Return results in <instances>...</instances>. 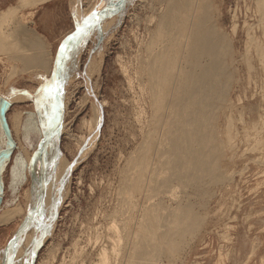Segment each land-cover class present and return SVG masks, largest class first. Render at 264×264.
<instances>
[{
    "label": "rangeland",
    "instance_id": "rangeland-1",
    "mask_svg": "<svg viewBox=\"0 0 264 264\" xmlns=\"http://www.w3.org/2000/svg\"><path fill=\"white\" fill-rule=\"evenodd\" d=\"M6 1L0 0V6ZM13 1L18 6L19 0ZM165 3L52 0L22 7L1 25L0 158L8 156L0 171V213L19 205L22 212L0 225V264L8 253V264H14L26 239L29 245L15 264H104L102 249L108 256L117 234L136 229L131 224L139 214L133 207L150 190L132 191L137 200H128L127 208L131 192L125 196L130 190H124L122 179L128 170L135 171L136 154L152 132L148 81L141 68ZM210 3L211 23L230 43L229 54L222 56L230 81L215 121L222 176L216 183L206 179L207 185L190 192L203 224L185 237L187 243L173 260L160 258L157 264H264V0ZM93 12L98 20L89 19ZM85 21L91 25L86 33L68 41ZM35 41L47 59L41 67L28 68L22 60L37 54ZM65 43L69 48L62 53ZM54 68L60 87L49 94ZM51 139L56 149L48 179L56 188L49 194L54 203L42 209L34 163ZM130 157L134 168L127 162ZM115 258L111 255L109 264H124Z\"/></svg>",
    "mask_w": 264,
    "mask_h": 264
},
{
    "label": "bare ground",
    "instance_id": "bare-ground-1",
    "mask_svg": "<svg viewBox=\"0 0 264 264\" xmlns=\"http://www.w3.org/2000/svg\"><path fill=\"white\" fill-rule=\"evenodd\" d=\"M31 1L33 0H21L19 3L25 6ZM212 7L210 0H166L164 12L157 19L155 40H152V48L149 49L141 68L148 81L151 138L149 135L146 136L150 139L145 136L147 140L144 142L147 145L142 143L145 147L140 154H136L137 158L134 155L136 159H127L131 168L136 167L133 171L128 170L129 165H126L130 174L124 173L127 178L122 179V183L127 184L123 185L124 190L127 186L130 190H123L124 194L128 192L126 194L129 195V192L132 194L134 191L141 193L142 189L147 188V191L150 190L147 195L150 196L146 197L144 190V201L141 198L139 205H135L138 201L134 202L135 208L132 202L133 209L138 210L139 214L135 224H131L136 226V229L133 226L134 230L129 229V225V230L123 231L125 235L117 234L108 256L106 249H102L100 260L104 264H109L111 255L124 264H157L160 258L173 260L187 243L185 237L195 233L203 224L204 219L194 212L189 196L190 192L200 189L206 179L214 180V183L221 179L215 121L221 108L220 104L224 100L222 90L226 89L230 81L227 78L228 73L223 69L222 60L223 55L229 54L230 43L211 23ZM55 72L56 68L53 70V85ZM7 104L4 103V108ZM17 122L19 125L20 122ZM49 142L45 152L44 148L41 150L40 160L36 159L33 172L35 179L40 180L39 197L43 195L42 209L48 208L51 201L49 194L52 193L50 191L56 188L55 181H49L51 176L48 179L56 149L55 141L51 139ZM7 156L8 154H4L0 158V171ZM133 159L135 166L132 167ZM63 161H58V165L66 166V161ZM62 170L64 169L60 172ZM55 171L58 172L56 169ZM37 191L35 189V192ZM134 193L129 195L130 198H126L127 208H131V204H128L135 198L132 199ZM135 200L137 199L133 201ZM123 201L125 202V199ZM19 206L4 209L0 213V225L7 224L19 216L22 212ZM29 219L23 223L16 237L25 229ZM125 222L126 226H122V230L128 227L129 220ZM112 227L111 230L115 232L117 228ZM23 236L26 234L21 236L22 239ZM26 240L21 242L13 257L14 264L24 252L23 249H26L25 245H29ZM119 245L121 247H118ZM10 246L6 253L11 249ZM8 254H5L3 264H8ZM0 255L2 257L3 254ZM2 260L3 258L0 262Z\"/></svg>",
    "mask_w": 264,
    "mask_h": 264
},
{
    "label": "crops",
    "instance_id": "crops-1",
    "mask_svg": "<svg viewBox=\"0 0 264 264\" xmlns=\"http://www.w3.org/2000/svg\"><path fill=\"white\" fill-rule=\"evenodd\" d=\"M20 1L21 0H19V2ZM51 1L52 0H33V1L30 2L29 5H25V6H34L35 4H40V3L47 4V3H51ZM12 2H14V1L13 0H11V1L10 0H7L3 5L0 6V27H1V25L3 23L7 22L9 20L10 16L13 15L17 10H19L22 7H25V6H22L20 3L18 4V6H12V5H14ZM28 24H31V21H29ZM34 30H35V32L37 34H40L41 36H44L46 38V40H48V37L45 35L46 34L45 32L44 33H41L40 31L37 30V27H34ZM50 39L54 40L56 38L50 37ZM3 47H4V44L1 41V37H0V50H2ZM33 48H35V49L38 50L36 52L37 54H34L33 56H31L29 58H25L24 57L23 60H22L24 64H28L29 65L28 68L30 66H32V67L33 66H39V67H41L42 66V63L45 61V59H47L46 56H45V54H41V51L40 50H42V45L39 44V42H36V41L33 42ZM30 70H32V69L30 68Z\"/></svg>",
    "mask_w": 264,
    "mask_h": 264
},
{
    "label": "snow or ice",
    "instance_id": "snow-or-ice-1",
    "mask_svg": "<svg viewBox=\"0 0 264 264\" xmlns=\"http://www.w3.org/2000/svg\"><path fill=\"white\" fill-rule=\"evenodd\" d=\"M90 20H98L99 19V16L97 15L96 12H93L91 17H89ZM91 25L88 23V21H85L84 23V26L81 27L80 25H77L76 27V31L70 35L67 40L68 41H73V40H76L80 37L81 34H84L86 33L87 29L90 27ZM61 52H65L66 49H67V44H61ZM59 83L57 82L55 85H49L48 88L46 89V91L49 93V94H52L54 92H57L59 90Z\"/></svg>",
    "mask_w": 264,
    "mask_h": 264
}]
</instances>
